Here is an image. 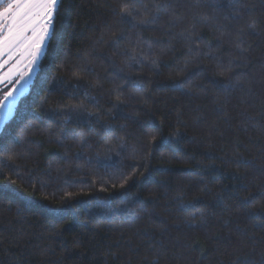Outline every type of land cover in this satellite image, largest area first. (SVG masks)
<instances>
[{
	"label": "trees",
	"instance_id": "obj_1",
	"mask_svg": "<svg viewBox=\"0 0 264 264\" xmlns=\"http://www.w3.org/2000/svg\"><path fill=\"white\" fill-rule=\"evenodd\" d=\"M0 264H264V0H59L0 130Z\"/></svg>",
	"mask_w": 264,
	"mask_h": 264
},
{
	"label": "snow or ice",
	"instance_id": "obj_2",
	"mask_svg": "<svg viewBox=\"0 0 264 264\" xmlns=\"http://www.w3.org/2000/svg\"><path fill=\"white\" fill-rule=\"evenodd\" d=\"M58 2L59 0H0V57L5 53L8 55L7 60L0 62V68H3L16 56L25 59L29 68L35 67L47 42L52 37ZM234 6L230 5V7ZM124 11L127 12V9ZM127 15L131 16V13L127 12ZM125 18L122 16V19ZM234 18L238 19V17ZM129 22L131 23V21ZM144 23L146 21H140V24ZM256 26L255 20L247 25L252 31H255ZM18 70L19 61L11 66L7 73L0 76V81L10 82ZM228 70L230 71V69ZM220 74L223 75V73ZM21 78H23V74H21ZM10 98H14L13 91L7 92L0 99V111L6 107V102ZM74 119L76 116L70 111L65 117V123ZM154 139L155 137H153Z\"/></svg>",
	"mask_w": 264,
	"mask_h": 264
},
{
	"label": "rangeland",
	"instance_id": "obj_3",
	"mask_svg": "<svg viewBox=\"0 0 264 264\" xmlns=\"http://www.w3.org/2000/svg\"><path fill=\"white\" fill-rule=\"evenodd\" d=\"M44 52L45 49L42 52L34 68H29V66L27 65V61L19 56L14 57L13 60L9 61V63L6 64L3 68H0V76H3L4 73H7L9 71V68L11 66L15 65L17 61H19V70L16 75L12 78V80L10 82L7 80L0 81V99H2L3 96L9 91H13L14 95V98H10L6 102V107H4L2 111H0V130L2 129L4 123L15 111V108L21 98L24 97L25 94L28 92L31 82L33 81L36 75L39 63ZM7 59L8 55L7 53H5L2 57H0V62ZM21 74H23V78H21Z\"/></svg>",
	"mask_w": 264,
	"mask_h": 264
},
{
	"label": "water",
	"instance_id": "obj_4",
	"mask_svg": "<svg viewBox=\"0 0 264 264\" xmlns=\"http://www.w3.org/2000/svg\"><path fill=\"white\" fill-rule=\"evenodd\" d=\"M10 117H11V116H10ZM10 117H9V118H10ZM9 118H8V119H9Z\"/></svg>",
	"mask_w": 264,
	"mask_h": 264
}]
</instances>
